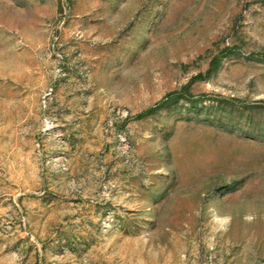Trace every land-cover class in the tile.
I'll return each instance as SVG.
<instances>
[{
    "label": "rangeland",
    "instance_id": "374dc122",
    "mask_svg": "<svg viewBox=\"0 0 264 264\" xmlns=\"http://www.w3.org/2000/svg\"><path fill=\"white\" fill-rule=\"evenodd\" d=\"M0 264H264V0H0Z\"/></svg>",
    "mask_w": 264,
    "mask_h": 264
},
{
    "label": "built area",
    "instance_id": "2783aa9c",
    "mask_svg": "<svg viewBox=\"0 0 264 264\" xmlns=\"http://www.w3.org/2000/svg\"><path fill=\"white\" fill-rule=\"evenodd\" d=\"M52 93H53V91H49V93L46 95V98L51 97ZM117 115L123 117L124 119H127L129 116V114L127 112H121V111H118Z\"/></svg>",
    "mask_w": 264,
    "mask_h": 264
}]
</instances>
